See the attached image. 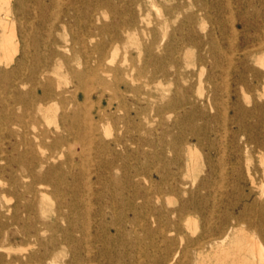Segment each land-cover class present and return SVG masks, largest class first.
<instances>
[{
	"label": "bare ground",
	"instance_id": "obj_1",
	"mask_svg": "<svg viewBox=\"0 0 264 264\" xmlns=\"http://www.w3.org/2000/svg\"><path fill=\"white\" fill-rule=\"evenodd\" d=\"M147 1L155 4V0ZM168 1L173 4L165 7L163 24L171 26L172 33L158 37L154 30L140 29L147 21L143 16L120 22L114 31L99 26L98 5L93 0H0V180L10 174L17 197L34 199L24 209H36L33 202L63 193L60 209L67 208L69 213L60 211L59 217L73 228L63 231L35 216L36 224L23 234L29 248L5 264H264V104L259 99L264 96V16L257 21L240 18L245 27L254 22L260 29L238 47L236 21L230 27L224 21L229 14L234 18L229 2L220 7L217 0H191L196 10L189 12L188 0ZM211 5L215 12L208 10ZM61 8L63 16L58 12ZM206 23L210 30L199 34L197 28L205 29ZM65 31L71 36L68 40L62 37ZM140 31L149 36L148 42L136 39ZM105 34L111 35L110 41L102 39ZM137 42L139 49L144 45L151 80L168 79L177 85L173 97L162 93L149 103L142 96L144 70L136 73L134 64L129 68L115 64L118 48ZM187 48L201 53L200 75L212 60L208 80L214 87H218L216 70L234 74L236 87L231 90L227 84L228 99L222 100L215 90L202 102V94L198 97L180 86L178 80L192 76L180 62L181 51ZM61 72L68 76L65 85L56 83L55 76ZM98 88L102 92L95 112L91 93ZM105 92L111 96L107 98ZM217 107L216 115L206 111ZM229 110L234 111L232 116ZM153 117L164 126L160 135L151 129ZM188 119L199 122L184 127ZM112 124L118 128L117 135L107 129ZM229 124L234 126L232 131L217 129ZM132 127L138 135L130 138ZM73 144L81 150H74ZM202 149L207 151L208 170L200 180H189L196 153ZM253 153L260 157V168L253 164ZM143 160L149 163L144 175ZM169 194L179 197L178 205L156 210L155 203ZM10 200L0 190L1 229L2 217L20 219L18 205L10 214ZM116 204L132 212V219L126 216L128 222L141 220L142 232L150 239L147 246L134 240L129 246L133 256L125 254L120 260L83 246L85 239L101 240L90 234L93 216L106 226V209ZM137 206L146 209L144 215L137 216ZM195 215L204 225L201 235L190 241L195 258L178 260L181 251L171 250L175 239L167 235L183 237V221ZM80 216L88 220L79 224ZM111 216L115 220L116 215ZM47 232L52 235L46 237ZM117 232L116 237L125 233ZM157 236L163 247L156 244ZM3 238L0 263L8 248V236ZM65 246L70 249L67 255ZM156 252L158 256L153 255Z\"/></svg>",
	"mask_w": 264,
	"mask_h": 264
},
{
	"label": "rangeland",
	"instance_id": "obj_2",
	"mask_svg": "<svg viewBox=\"0 0 264 264\" xmlns=\"http://www.w3.org/2000/svg\"><path fill=\"white\" fill-rule=\"evenodd\" d=\"M93 1L97 2V5H98L97 17L100 19L98 21L99 26H110L112 28V31H114L120 22L128 21L132 17L139 19V18H142L143 16V18L146 17L147 21L142 23V25L140 26V29L154 30L155 31L154 34H156V36L158 37H161L165 33H167L169 37L170 34L172 33V27L165 26L163 24L164 20L167 18L165 7L172 5L173 2L171 1L155 0V4H151L147 0H93ZM217 1L220 7H225L226 6L225 4H227V2L231 4V13L234 14V18L229 14L230 18H228L227 16V18L224 21H226L227 27H230V25H232L231 22L236 21L233 24L238 29V36L235 40L238 47H239L240 42H243L246 37H248L251 34H254L255 30L260 29L259 27L258 28L256 27V24H254V22H252L253 25L251 27H245L240 21V18L245 17L247 20L251 21L255 19L258 20V18L261 17V15L264 16V0H261V1L260 0H217ZM185 3L187 5L186 11L190 12V11L196 10V8L194 7V4L196 3H193L191 0L185 1ZM114 8H116V12L114 11ZM208 10L210 12H215L214 11L215 9L212 7V5L210 6ZM62 11H63L62 8L58 9V12L60 13L58 14L60 16H63ZM222 21L223 20H221L220 22ZM76 23L77 21L75 19H72V25H76ZM176 27H177V24H176ZM197 30L199 34L201 35L205 34L210 30V25L206 23L205 29H203L202 27H198ZM61 34H62V37L66 40L71 38L68 31L61 32ZM138 38L142 39L144 42L149 41L148 40L149 36L148 35L144 36V34L141 31L137 34L136 39ZM102 39L110 41L111 35L105 34L103 35ZM137 44L138 42L135 44H132V43L122 44L118 48L117 52L115 53L113 57L115 64L123 65L125 68H129L132 66V64H134L137 67L136 73L138 72V70H144L145 72L144 76L141 77V80H142L141 83H143L142 92L144 93V95L142 96L147 97L148 98L147 100L149 103L150 102L153 103L152 101L155 100L154 96L160 95L162 93H165L168 98L173 97L176 91L177 85L174 84L172 80L170 81L168 79L163 80L161 82L151 80L152 71L147 69V65H145L144 63V56H145V53L143 51L144 45H141L139 49ZM139 50H140V54H139ZM223 50L226 51V48H223ZM156 51L159 54H161V52H159L158 50ZM181 52L182 54L180 56V62L182 64L183 71L185 73H192V76L190 77L188 81L183 80V79L178 80L179 81L178 83L180 84V86L186 89H190V90L192 89L191 91H194L198 97L200 94H202L203 95L202 102L205 101L206 97L212 96L215 90H217V92L220 94V96L222 97V100L228 99L229 85H230L231 90H233L236 87L235 81H234L235 79L234 74L232 75L230 74L227 76V72L225 69L216 70L215 71V74L217 75L216 84L218 87L216 86L214 87V85H212L211 82L208 80V77H209L208 69L212 66V60L209 59L206 62L208 69L205 70L202 75H200V67H199L200 64L198 60V56L199 54H201L200 51L196 48H187L185 50H182ZM119 54L121 56H119ZM111 58L112 56L109 57V61L111 60ZM109 61H107L109 65L114 64ZM76 65H78V63H76ZM169 69L173 70L172 67H169ZM55 77H56V83H60L62 85H65V83H67L68 81V76L65 75L63 72H61L59 75H56ZM225 81H228V82H225ZM228 83L229 85L227 86ZM145 84H148V85L145 87ZM100 92H102V89L98 88L91 93L92 94L91 97L95 101V103L93 104L94 105L93 110L95 112L100 107V102H99ZM253 94L257 97L256 92H254ZM105 96L109 98L111 96V93L105 92ZM127 98L130 102H133L134 98L131 95H127ZM230 98L231 100L233 99V97H230ZM259 99H260V102L264 104V96H262ZM242 100L247 108L252 107L251 105L246 103V101L243 99V96H242ZM102 104L104 105L106 104V102L104 101ZM114 106H117L116 101H114ZM188 108L189 107H187V109ZM206 111L209 113V115H216L218 111V107L214 109H206ZM233 114H234V111L229 110V115L232 116ZM153 120H156L154 121L152 125L150 124V126L152 127L151 129L153 133L157 135L162 134L164 130V126L161 127L159 125L160 119L157 117H153ZM198 122L199 121L188 119L184 121L182 125L184 127L193 126L195 123H198ZM200 122H203V121H200ZM227 127L229 128V131H232L231 129L232 127L234 128L233 125L229 124L228 126L220 125L217 127V129L218 130L221 129L223 131V128L227 129ZM13 128L15 130H19L18 127H13ZM107 129L113 135H117L119 132L115 124H112L110 127H107ZM131 129H130L131 132L128 134V136L130 138L136 137L138 135V132L135 131L133 127ZM75 145L77 148L75 147ZM72 146L74 150L76 151L81 150V147L78 144H73ZM135 146L136 145L132 146L134 150H135ZM144 149H146L147 152L150 151L148 147H145ZM228 150L230 152H233V150H231L230 147L228 148ZM206 153H207L206 149L197 151L196 153L197 164L194 170L190 172V176H188L189 180H192L195 177L198 180H200L202 177L205 176L206 171L208 170L205 164V159H204V155H206ZM252 156H253V164L257 166L258 168H260L259 155L253 153ZM247 157L249 156L246 155L244 157V161H246ZM142 164L143 165L141 167V170H143L142 171L143 175L148 174L147 166H149V163L143 160ZM226 168L229 169L230 166L227 165ZM243 172L244 173L246 172L244 162H243ZM15 175L19 176L21 175V172L18 171ZM10 177H11L10 174L7 173L1 178L0 190L6 191L7 195L11 198V200L9 201V205L10 207H12V211L10 213L11 215H13L15 212L14 207H16V205L19 206L20 219L18 221H15V220L13 221V220H7L5 217L1 218L2 229L0 228V230L2 231L0 232V235H1L0 238L3 240L4 239L3 237L8 236L6 240V244L8 245L7 246L8 248H7V251H4L2 253L3 259L1 261L2 263L0 264L9 263V261L19 258L20 256H22V253H24L25 250L29 248V246L27 245V242H25L26 240L23 234L26 232V230L28 231V229H30L32 224L34 223L36 224V222L34 221L35 216H38V219L40 222H42L43 220L47 222H51V224H53L56 228L59 226V228L62 229L63 231H68V230L73 229L69 225L67 220L59 217L60 211H64L66 214L69 213V210L67 208L62 209V210L60 209L61 207L60 203L62 201V197H64V195L62 196L60 194H63V193L50 194L44 200L35 201L36 204L33 202V204L37 207L36 209L34 208L32 210H29L28 208L24 209L23 205L27 206L28 203L29 202L32 203V200L34 199H31L29 195L25 196L26 199H19L16 195L15 189L11 186ZM93 180H96L95 176L93 177ZM51 190L52 189L50 188V191ZM235 190H236L235 188L234 189L230 188V192L233 191L235 193L236 192ZM20 192H23V189H21ZM179 201L180 199L177 195L169 194L165 198H163L161 201L156 202L154 207L156 208V210H159V209L170 210L174 208L175 206H177ZM119 202L121 201L119 200ZM94 208H95V211H97V206H95ZM145 211H146L145 208L141 206H137V211L135 213L137 214V216H140V215H144ZM106 212L109 214V216L106 219L109 223L106 226L99 225L100 224L99 218L95 216H93L92 218L95 224L91 228L90 234L99 236L100 237L99 239L101 240L95 241L92 238L85 239L83 240V246L86 247L87 245H89L93 247V250L95 251L99 250L101 253L105 252L107 256L109 257L112 256L113 259L115 258V260L117 259L120 260V259H124L125 254L126 255L129 254L130 257L133 256L135 251L129 246H130V243L131 244L134 243L133 242L134 240L135 241L139 240L144 246H147L150 243L149 242L150 239H148L146 235H144L142 232L141 220H138L139 223L132 222V221L128 222L126 220V216H129L130 219L133 218V214L131 211L129 212V211L123 210L120 207V204H116L114 209L108 208L106 209ZM112 214L116 215V218L113 221H112V216H111ZM84 220H88V219H86L84 216L78 217L79 224H81ZM40 222L38 223L39 226H40ZM182 226H183V233H184L183 237H179L178 235L171 234V233H169L167 236L168 238L175 239V243L171 246V250L181 251V253L177 256V259L178 260L182 259L185 262H187V260L191 261L195 258L194 252H191L192 250L190 251L189 249V247H192L191 246L192 244L190 241L193 239H196L198 236L201 235L203 228H204L203 219L200 216L195 215L191 217L190 219H188L187 221L185 222L183 221ZM153 228L157 229V225L154 224ZM118 230L121 232H125V233L123 235L120 234L119 237H116L114 235L118 233L117 232ZM14 233L16 234L14 235ZM51 235H52L51 232L46 233V237H50ZM60 235L61 233L56 234V236L61 238ZM76 237L80 238L82 237V235L80 233H76ZM155 242L157 245H160V247L164 246L162 241L159 239V236L155 238ZM69 250H70L69 247L67 246L64 247V251L66 252V255L69 254ZM158 254L159 252L158 253L156 252L153 255L158 256Z\"/></svg>",
	"mask_w": 264,
	"mask_h": 264
}]
</instances>
